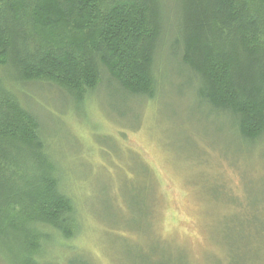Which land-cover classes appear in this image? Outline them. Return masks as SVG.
<instances>
[{
	"label": "trees",
	"instance_id": "1",
	"mask_svg": "<svg viewBox=\"0 0 264 264\" xmlns=\"http://www.w3.org/2000/svg\"><path fill=\"white\" fill-rule=\"evenodd\" d=\"M164 47L201 104L242 142H261L264 0H0V264H92L77 245L82 219L54 135L26 89L54 88L77 107L104 94L140 109L154 102ZM258 258L251 250L248 263Z\"/></svg>",
	"mask_w": 264,
	"mask_h": 264
},
{
	"label": "rangeland",
	"instance_id": "2",
	"mask_svg": "<svg viewBox=\"0 0 264 264\" xmlns=\"http://www.w3.org/2000/svg\"><path fill=\"white\" fill-rule=\"evenodd\" d=\"M160 54L154 102L140 109L26 89L79 206L78 248L92 264H251V250L264 264V137L242 142L196 98L171 49Z\"/></svg>",
	"mask_w": 264,
	"mask_h": 264
}]
</instances>
